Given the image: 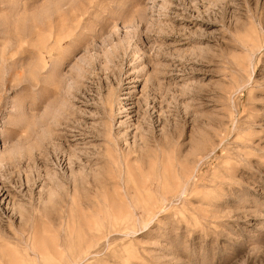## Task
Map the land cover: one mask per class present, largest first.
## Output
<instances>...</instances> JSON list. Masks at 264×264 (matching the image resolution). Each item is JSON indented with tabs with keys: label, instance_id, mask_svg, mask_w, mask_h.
<instances>
[{
	"label": "rangeland",
	"instance_id": "obj_1",
	"mask_svg": "<svg viewBox=\"0 0 264 264\" xmlns=\"http://www.w3.org/2000/svg\"><path fill=\"white\" fill-rule=\"evenodd\" d=\"M0 264H264V0H0Z\"/></svg>",
	"mask_w": 264,
	"mask_h": 264
},
{
	"label": "bare ground",
	"instance_id": "obj_2",
	"mask_svg": "<svg viewBox=\"0 0 264 264\" xmlns=\"http://www.w3.org/2000/svg\"><path fill=\"white\" fill-rule=\"evenodd\" d=\"M109 110H110V109H109ZM110 118H111V114H110ZM108 139H109V137H108ZM110 140H111V139H110ZM108 141H109V140H107V142H108ZM112 141H113V140H112ZM109 142H110V141H109ZM110 145H111V143H110ZM108 151H109V150H107V152H108ZM58 152H59V151H58ZM57 154H58V153H57ZM61 154H62V153H61ZM61 154H60V152H59L60 157L63 155V154H62V155H61ZM55 156H56V155H55ZM53 157H54V156H53ZM64 157H65V156H64ZM55 158H56V157H55ZM62 158H63V157H62ZM57 159L59 160V163H61V160L59 159V157L56 158V160H57ZM54 160H55V159H54ZM58 160H57V161H58ZM55 163H57V162H55ZM74 165H75V163H74ZM58 179H59V178H58ZM61 179L63 180V178H61ZM65 179H66V178H65ZM65 179H64V180H65ZM66 180H67V179H66ZM32 183H34V182H32ZM72 183H73V182H72ZM79 183H80V182H79ZM32 185H33V184H32Z\"/></svg>",
	"mask_w": 264,
	"mask_h": 264
}]
</instances>
